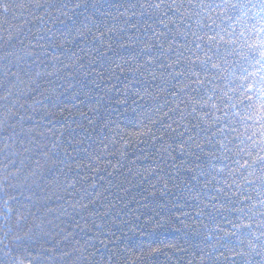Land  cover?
Listing matches in <instances>:
<instances>
[{
    "label": "trees",
    "instance_id": "trees-1",
    "mask_svg": "<svg viewBox=\"0 0 264 264\" xmlns=\"http://www.w3.org/2000/svg\"><path fill=\"white\" fill-rule=\"evenodd\" d=\"M261 40L264 0H0V264H264Z\"/></svg>",
    "mask_w": 264,
    "mask_h": 264
},
{
    "label": "snow or ice",
    "instance_id": "snow-or-ice-1",
    "mask_svg": "<svg viewBox=\"0 0 264 264\" xmlns=\"http://www.w3.org/2000/svg\"><path fill=\"white\" fill-rule=\"evenodd\" d=\"M159 6L158 4L156 5ZM6 9V6H4ZM260 47L264 49V40H261ZM261 57L264 58V51H261ZM213 67H218V65H213ZM193 75L198 76V73H194ZM257 79L252 81L245 80L246 83L240 85L241 93H240V104L245 108V114L243 119L245 121L251 120L253 122V127L258 128L260 130V135L264 136V65H262V70L258 73H255ZM196 83L202 84L203 81L197 79ZM183 91V89H181ZM211 99V97H209ZM200 103V102H197ZM207 101L204 102L206 106ZM179 107V105H177ZM211 107L219 111L217 105L212 104ZM193 112H196L197 109L193 108ZM239 115V113H237ZM201 119H205L204 116H200ZM255 134V133H254ZM221 147H224L223 142L221 141ZM264 159V157H261ZM242 167H247V162L245 161ZM222 170V169H221Z\"/></svg>",
    "mask_w": 264,
    "mask_h": 264
}]
</instances>
